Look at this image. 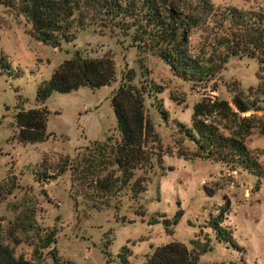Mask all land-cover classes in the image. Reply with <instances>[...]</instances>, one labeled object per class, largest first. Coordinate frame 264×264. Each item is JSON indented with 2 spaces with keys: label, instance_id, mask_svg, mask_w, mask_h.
Instances as JSON below:
<instances>
[{
  "label": "rangeland",
  "instance_id": "1",
  "mask_svg": "<svg viewBox=\"0 0 264 264\" xmlns=\"http://www.w3.org/2000/svg\"><path fill=\"white\" fill-rule=\"evenodd\" d=\"M210 1L215 6L264 9V0ZM29 26L22 15L16 16L0 5V51L10 63L7 71L19 74L12 77L6 71L0 73V183L12 174L16 176L13 193L0 201V223L7 227L17 215L10 208L12 203L25 202L24 206L34 207L39 230L21 235L22 241L14 245L15 255L44 262L47 249L39 247L40 237L54 229L53 246L58 254L76 264H123L117 257L123 245L129 264H143L157 246L170 241L190 246L191 239L204 242L209 236L213 248L200 255L201 263L240 264L242 257L247 264H264V176L231 170L223 163L199 157L186 159L180 152L189 153L193 145L178 133V123L190 126L193 105L206 95L231 101L240 90L244 99H256L261 107L241 116L262 118L264 95L255 91L259 85L264 88V68L260 69L258 60L230 57L203 88L174 75L158 56L139 51L130 45L128 37L107 28L85 27L76 32L73 41L53 48L31 37L26 32ZM201 34L200 30L192 34V46L200 43ZM76 50L90 57L110 55L115 65L114 80L96 89L82 86L70 92L52 91L45 104L49 109L47 130L54 135L43 142L18 143L12 138L14 114L38 106L35 96L39 82L49 79ZM130 69L135 74L132 84L153 88L144 94V111L160 144L148 145L154 152H163L162 162L155 159L150 169L136 172L146 188L137 200L124 195L119 210H98L71 187L69 171L56 179L43 176L50 174L65 155L74 156L89 141L118 138L110 95ZM212 85L215 90H211ZM214 120L225 132L238 134V116H218ZM250 123L244 139L264 170V134L257 123ZM38 176L45 180L39 181ZM223 204L229 206L223 223L233 230L241 251L217 241L208 227L209 218L217 215ZM179 209L182 215L171 226V233L161 222L148 223L160 214L170 218ZM141 211L145 214L140 215Z\"/></svg>",
  "mask_w": 264,
  "mask_h": 264
},
{
  "label": "trees",
  "instance_id": "2",
  "mask_svg": "<svg viewBox=\"0 0 264 264\" xmlns=\"http://www.w3.org/2000/svg\"><path fill=\"white\" fill-rule=\"evenodd\" d=\"M0 5L16 16L22 15L30 24L26 32L42 44L55 48L73 41L76 32L85 27L107 28L128 37L130 45L139 51L158 56L174 75L203 88L232 56L255 57L260 69L264 68V9L261 7L215 6L210 0H0ZM197 30L201 31L202 40L195 47L191 37ZM9 67L6 55L0 51V73L6 71L8 76H19L7 71ZM114 77L115 65L110 55L90 57L74 51L53 70L49 79L39 82L35 96L38 106L19 109L14 114L12 138L21 144L48 140L54 133L47 130L49 109L45 101L52 91L64 93L82 86L96 89L109 85ZM134 77L133 70L126 71L120 85L110 95L118 138L107 136L103 141H89L74 156L65 155L50 174L43 176L56 179L69 171L71 187L98 210H119L124 195L137 200L146 188L144 179L136 176V172L150 169L155 159L162 162L163 152H154L148 145V142L156 147L160 144L154 125L144 111V94L153 88L135 86L131 83ZM215 89L212 85L211 90ZM255 93L264 95V88L259 85ZM260 109L256 99H244L240 90L233 94L231 101L206 95L193 105L191 125L178 123V133L193 145L189 153L180 152V155L186 159H208L223 163L231 170L264 176L262 164L244 139L252 127L250 120L257 123L264 134V115L253 119L254 116H241V113ZM160 112L167 117L162 108ZM230 115L238 116V134L225 132L214 120ZM15 179L12 174L0 183V201L13 193ZM38 180L45 179L38 176ZM24 204L12 203L10 208L17 215L7 227L0 223V264H76L58 254L53 246L54 229L40 237L39 247L47 249L44 262L15 255L14 245L22 241L21 235L39 231L34 207ZM228 208V204H223L218 214L209 218L208 227L217 241L241 251L233 230L223 223ZM138 213L145 214L144 211ZM181 215L179 209L170 218L160 214L148 223L161 222L171 233V226L178 223ZM189 245L170 241L157 246L146 255L143 264H226L225 261L200 262V255L213 248L210 236L204 242L193 238ZM126 249L123 245L117 253L123 264H129L124 255ZM240 260V264H247L242 257Z\"/></svg>",
  "mask_w": 264,
  "mask_h": 264
}]
</instances>
